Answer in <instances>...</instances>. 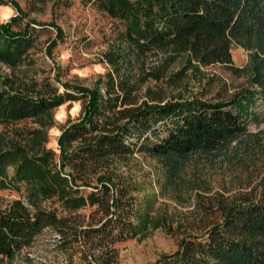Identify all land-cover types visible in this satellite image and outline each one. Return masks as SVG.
<instances>
[{
    "label": "trees",
    "instance_id": "trees-1",
    "mask_svg": "<svg viewBox=\"0 0 264 264\" xmlns=\"http://www.w3.org/2000/svg\"><path fill=\"white\" fill-rule=\"evenodd\" d=\"M83 1L120 23L116 50L104 54L111 69L99 80L101 88L62 82L57 92L48 76H0V190L23 188L30 206L0 213V262L13 259L45 226L63 225L82 208L101 211L96 221L73 228L75 239L100 250L89 255L94 264H112L116 243L138 240L158 227L122 178L106 173L91 183L85 176L90 167L137 152L154 158L166 182L176 184L193 157L254 149L247 125L256 119V102L264 101V0ZM7 3L17 15L0 21V63L20 69L30 57L34 29L28 24L13 31L23 11L13 0H0V6ZM54 46H47V55ZM233 46L249 52L241 68L232 64ZM150 56L159 61L144 75L156 82L169 62L182 60L165 78L170 87L186 84L189 75L201 82L200 67L210 63L244 73L246 84L227 98L181 89L162 96V88H149V100L131 107L133 69L144 67ZM53 79L60 82L57 75ZM80 99L86 100L83 112L58 135L56 156L47 146L54 109ZM258 187L241 203L219 201L209 224L187 231L173 252L153 264H264V177Z\"/></svg>",
    "mask_w": 264,
    "mask_h": 264
},
{
    "label": "rangeland",
    "instance_id": "rangeland-1",
    "mask_svg": "<svg viewBox=\"0 0 264 264\" xmlns=\"http://www.w3.org/2000/svg\"><path fill=\"white\" fill-rule=\"evenodd\" d=\"M13 1L23 14L12 30L21 31L30 24L34 29L31 33L33 48L29 51L28 61L20 69L7 68L0 63V76H18L17 79L19 76L21 79L33 77L38 81L48 76L57 92L63 91L62 82L90 89L101 88L99 80L111 69L104 54L116 50V30L120 28L117 20L97 12L83 0ZM16 15L10 3L0 6L2 23ZM57 29L62 33L61 38L57 37ZM52 42H55V46L50 56L46 48ZM248 53L242 47L233 46L230 50L233 66H244L249 59ZM158 61L155 56H150L144 67L133 69L134 104L131 107L149 100L146 92L149 88L152 91L162 88V96L173 95L181 89L186 95L199 91L206 98H227L246 84L244 73L229 71L220 63H210L200 67L205 75L201 82L189 75L186 84L170 87L166 85L165 78L179 69L182 60L169 62L164 68L163 80L156 82L144 74ZM56 75L60 82L54 81ZM85 102L84 99L72 100L54 109L47 146L54 150L56 156L58 135L68 123L81 116ZM254 110L256 119L247 125V131L255 135L252 152L241 149L237 155L229 151L227 156L193 157L176 184L166 182L164 172L154 158L137 152L112 158L101 167L87 170L85 176L91 183H95L101 174L115 173L119 180L123 179L125 185L129 186L140 207L149 211L159 222L157 228L148 230L138 240L116 243L112 264H153L161 255L173 252L187 231L196 232L209 224L217 213L219 201L241 203L246 197L259 192L258 186L264 177V101L258 100ZM45 204L48 206L49 202ZM18 205L30 208L25 201L23 188L20 193L0 190V213H7L18 208ZM92 209H79L63 225L45 226L29 246L23 247L10 261L4 259L0 264H94L92 258L100 250L89 249L88 245L75 239L73 229L94 222L101 216V211L91 212Z\"/></svg>",
    "mask_w": 264,
    "mask_h": 264
}]
</instances>
